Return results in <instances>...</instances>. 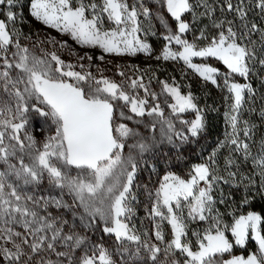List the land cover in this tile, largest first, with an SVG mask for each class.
<instances>
[{
  "label": "snow or ice",
  "instance_id": "snow-or-ice-1",
  "mask_svg": "<svg viewBox=\"0 0 264 264\" xmlns=\"http://www.w3.org/2000/svg\"><path fill=\"white\" fill-rule=\"evenodd\" d=\"M160 3L176 22L175 31L159 11L154 15L143 0L132 5L126 0H100L99 4L77 0L75 5L73 0H27L35 20L70 34L81 45L99 47L104 53H150L149 43L138 34L155 35L151 23L154 18L166 30L163 38L168 43L161 52L164 60H182L214 85L218 83V69L195 64L192 58L212 57L227 68L224 87L230 95L225 100L231 103L224 116L231 131L207 162L193 166L188 179L169 173L154 193L148 192L152 199L149 217L157 244L147 232L142 238L131 224L137 173L142 164L147 165L146 156H155L165 144L179 149L189 142V135L198 137L205 130L203 110L194 103L191 93L184 95L178 87L161 82L162 93L174 101L165 100L173 115L196 113L195 119L181 121L186 134L176 130L159 103L149 106V101L137 94L136 90L144 89L147 96L157 100V94L139 79L131 80L130 92L123 83L71 70L73 65L65 64L55 53L36 55L20 43L21 38L29 37L15 29L21 17L13 8L24 5L20 0H0V5L9 6L4 13L6 20L0 19V165L4 166L0 170V264H264V217L249 211L234 216L230 224L224 223L213 195L221 182L243 186L246 195L242 203L249 204L247 193L256 187L254 177L259 176L256 190L264 197V137L258 144V155H253L250 144L240 138L242 132L247 140L253 139L257 125L242 117L246 102L255 100L257 92L250 82H230L228 78L235 74L250 81L257 76L264 84V76L259 75L264 71V30L255 23L249 28L250 8L244 0L235 5L232 0H224L227 10L234 12L247 29L244 33L234 29L232 20H217L208 0ZM201 7L204 11L197 12ZM255 8L264 14V0H255ZM185 14H191L192 21H186ZM105 15L114 28L104 29ZM141 16L148 21L147 27ZM202 17H207L219 32L205 46L198 47L182 34L191 31V24ZM255 31L260 33L259 42L250 38ZM205 38L201 29L196 39ZM173 42L182 50L172 51L169 44ZM124 108L133 115H126ZM118 109L122 120L153 117L152 123L145 125L153 134L143 136L128 124L117 123ZM259 115L264 118V108ZM53 127L55 131L51 132ZM35 132L50 134L39 141ZM130 139L134 141L131 144L127 143ZM224 147L230 151L225 168L235 167L236 171L228 170L226 176H220L213 165L217 152ZM232 153L240 154L245 162L251 160L252 175L240 172ZM71 169L77 170L75 175ZM197 221L207 226L189 235L190 224ZM164 222L171 229L169 240L165 239ZM96 231L111 243L92 240L91 234ZM249 239L257 245L255 253L221 260L235 246L244 248Z\"/></svg>",
  "mask_w": 264,
  "mask_h": 264
},
{
  "label": "rangeland",
  "instance_id": "rangeland-1",
  "mask_svg": "<svg viewBox=\"0 0 264 264\" xmlns=\"http://www.w3.org/2000/svg\"><path fill=\"white\" fill-rule=\"evenodd\" d=\"M86 2H91V0H86ZM97 4L100 3V0H95ZM129 5L137 3V0H126ZM146 6L152 9L153 14L155 15L157 11L160 12L168 21L170 27L173 31L176 30V22L172 20L170 15L167 13L166 9L163 8L160 0H143ZM239 2V0H232V3L235 5ZM20 3L24 5L21 8L19 5L15 6L13 10L17 13L20 19H17L15 22V29L21 33H23L24 37H29L28 39L21 38L20 43L22 46L28 47L30 50L34 51L38 56H44L45 53H55L65 64H72L73 68L71 70L81 72V73H91L96 79L107 78L111 81L116 82L117 84L123 83L125 90L132 91L128 85L131 83L133 79H139L140 82L144 83L150 92L157 94V100L153 101L151 96H147L145 94L144 89H138L137 94L141 98H145L149 101V106L154 105L155 103H159L161 108L164 111V114L167 118L171 119L177 131H185L186 133V126L181 123L182 120L191 121L195 119L196 113L194 111H188L185 113H181L178 116L173 115L171 113V109L168 107V103H172L171 97L168 96L166 93H162V84L161 82L168 83L171 86H176L180 89L181 93L187 95L191 93L194 98V103L198 106L199 109L203 110L196 102L195 95L190 91L189 87H186L183 81L187 75L194 76L196 80L200 81L202 84H211L224 95V100H219L218 106H224V112L228 110V107L231 103V100H225L226 96H229L227 89L224 87V79L225 74L228 73L227 68L215 58L208 57V58H201V57H193L192 62L195 64H207L209 66L215 67L218 69V83L216 85L212 84L210 81H205L202 77L199 76L196 72L192 69L188 68L187 65L182 60H164L161 57V52L165 46L167 41L164 40L163 36L166 34V30L163 29L159 22L152 19L151 23L153 25L152 31L155 32V35L149 34L145 36L142 33L138 34L141 39H144L147 43H149L151 52L148 54L145 53H137L136 55H115V54H108L104 53L102 49L99 47H91V46H84L79 44L77 41L72 39L70 34L62 33L61 31L48 27L41 22L35 20L30 15L29 7L27 4V0H20ZM77 3V0H73V5ZM192 3H196V0H192ZM244 3L248 5L250 11L247 16V23L249 28L251 27L252 23H255L258 26V29L264 30V14H261L258 9L255 8V0H252L249 3V0H244ZM208 4L211 5L214 11V17L217 20H232L234 21L233 27L239 33H244L247 29L242 27V22L239 18L235 15L234 12H229L227 10L226 4L224 0H208ZM8 5H0V19L6 20V16L4 13L8 10ZM204 9L198 8L197 12H202ZM184 19L188 21H192V16L190 15L188 18L185 14ZM140 20L144 22L145 27L148 26V21L144 20V17H140ZM9 23V27L11 30V22ZM104 29H111L114 28L115 25L111 22L107 21L106 15L104 16ZM225 29L227 28V24H225ZM192 30L182 34L183 38L189 40V42H195L198 47L205 46L208 41L218 35L219 29H216L212 26L211 21L207 17H202L195 23L191 24ZM203 29L206 38L205 39H196V37L200 36V30ZM252 40L257 42L260 41V33L259 31H255L251 34L250 37ZM248 41L245 40L244 43L246 44ZM169 47L172 51H180L181 46L176 45L174 42L169 44ZM92 57L91 60L88 57ZM84 57L83 59H80ZM100 57H103L101 59ZM157 57H161L157 59ZM50 60V56L47 57ZM53 66H55V62L53 61ZM169 64L171 66V70L167 72L165 77H159V72L162 71L161 66L164 64ZM69 70V69H65ZM123 73V75H121ZM260 76H264V71L259 72ZM230 82H238V83H245L250 82L253 88L256 90L257 95L255 100H248L249 106L248 108H254V112H249L246 108L243 111L242 119L250 120L252 123L257 125V128L254 132V136L252 140H247L243 133H240V138L245 140V142L249 143L252 149L253 155H258V144L262 137H264V118H262L259 113L262 108H264V84H261L260 79L257 76H252L250 81H245L244 78L239 77L235 74L229 75ZM69 79L70 78H65ZM70 82H74L71 81ZM223 98V97H222ZM165 100L168 103H165ZM122 103V102H120ZM126 115H133L132 113L128 112L126 108L123 109ZM204 116V112L202 111ZM142 121L140 124H136L134 121ZM153 121V117H149L145 115L144 117H134L133 121L122 120L119 118V109L117 111V123H126L129 127L135 128L139 131L143 136H149L153 133L150 131L149 128L145 127L146 124H151ZM36 121L33 120V124ZM243 127V124L240 125ZM159 128V125H158ZM32 130L31 128L29 129ZM54 127L51 129V132H54ZM231 129L229 127L226 128L224 131V135L230 132ZM46 132H35L34 135L36 136L37 140L42 141ZM187 134V133H186ZM155 135L159 136V131L155 132ZM224 141V139L222 140ZM133 140H129L127 143H133ZM175 143L180 145V141L176 140ZM218 147L216 146L215 141L208 139L206 137L205 130L201 132L198 137H191L189 135V142L183 145H180L179 149L173 148L170 145L165 144L162 150L158 151L155 156H146L148 161L147 165H141L140 171L137 173L136 182L133 186V192L137 196V200L133 202V207L135 210V215L132 217L131 224L135 225L137 232L143 238V234L147 232L152 239V242L159 244L158 241L155 240L153 235V220L149 217V212L152 204V199L149 198L148 192H155V190L159 187L163 177L169 173L179 175L184 179L189 178V174L192 171L194 165L205 163L209 160V157L213 153L215 149ZM229 151V149H228ZM125 155L128 153V148L124 149ZM232 158L235 159V155H232ZM216 163L213 167L216 169V174L220 176H226L227 171H236V168L233 167L231 169L225 168V164L219 165L216 156H215ZM225 163V162H224ZM242 167L239 165V170L244 169L246 170L248 175H251L253 170V165L251 160L249 162H245ZM3 165H0V170H3ZM72 174L75 175V169H71ZM223 183V182H222ZM138 185V186H137ZM45 188L47 187V181H44ZM201 186L203 187V182H201ZM213 195L217 200L216 208L218 209L223 222L230 224L233 221L234 216H239L241 214H247V212L252 210H244L243 203L240 205L237 202L238 206H228L226 211H222L219 207L225 205V203H219L220 199H224L226 195L224 194V189L220 185L214 189ZM66 199H70V197H65ZM256 212V211H255ZM258 213V212H257ZM187 214V210L185 209V215ZM259 214V213H258ZM158 219V218H157ZM205 222H193L190 224L189 228V235L191 234L192 230L202 231L204 227H206ZM165 239H171V229L170 226L167 225V222L163 224ZM229 239L231 240V234L227 233ZM91 238L94 241L100 243H111L110 239L99 231H96L94 234H91ZM193 242H195V238L193 237ZM254 244H250L249 242L246 243L244 248L239 246H235L231 253H226L223 255L221 260L230 259L231 256H243L247 257L250 253H255L257 251V245L253 241ZM162 247V245H161ZM178 258L180 260L183 257H180L179 254ZM54 258V257H53ZM117 261H119V257H115Z\"/></svg>",
  "mask_w": 264,
  "mask_h": 264
},
{
  "label": "trees",
  "instance_id": "trees-1",
  "mask_svg": "<svg viewBox=\"0 0 264 264\" xmlns=\"http://www.w3.org/2000/svg\"><path fill=\"white\" fill-rule=\"evenodd\" d=\"M191 14H186L187 18ZM189 21V19H187ZM162 71L159 72V77H165L166 73L171 70V66L169 64H164L161 66ZM186 87H189L190 91L195 95L197 104L203 109L204 119H205V133L208 139L215 141L216 146L225 140L224 131L228 127L225 121L224 116V106H218L219 100H224V95L211 84H202L200 81L196 80L194 76L187 75L185 80L183 81ZM223 97V98H222ZM249 101L246 102L244 106V110L248 108ZM229 147L220 148L216 154V159L219 162L218 164L221 166L225 164V158L229 156L230 151H228ZM235 155V160L237 164L242 167L245 163L242 156L238 153H232ZM249 162V161H248ZM240 172L248 175L246 170L241 169ZM252 175V172H251ZM256 187L247 193L249 197H251V202L249 204H244V210H252L258 212L262 217H264V197H262L256 189L259 188L260 177L255 176ZM247 181H245L246 183ZM224 189V194L226 197L225 205L220 209L224 212L228 206H238L242 203L244 196L246 195L243 186L241 187H233L229 184L220 183L219 184ZM250 244H254L251 239L248 240Z\"/></svg>",
  "mask_w": 264,
  "mask_h": 264
}]
</instances>
